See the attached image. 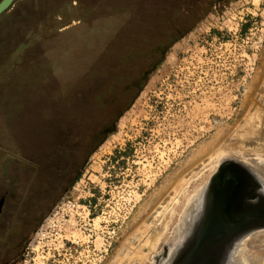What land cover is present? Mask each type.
Wrapping results in <instances>:
<instances>
[{"label":"rangeland","instance_id":"obj_1","mask_svg":"<svg viewBox=\"0 0 264 264\" xmlns=\"http://www.w3.org/2000/svg\"><path fill=\"white\" fill-rule=\"evenodd\" d=\"M78 1L0 14V194L46 209L18 264H167L198 236L221 166L264 172V0H152L119 79L95 81L91 64L128 50L104 56L101 35L76 28ZM164 29L169 46L134 95ZM236 251V264H264V230Z\"/></svg>","mask_w":264,"mask_h":264},{"label":"trees","instance_id":"obj_2","mask_svg":"<svg viewBox=\"0 0 264 264\" xmlns=\"http://www.w3.org/2000/svg\"><path fill=\"white\" fill-rule=\"evenodd\" d=\"M154 6L155 4L152 0H89L86 3L78 1L74 5L76 19L79 21L76 24V28L79 27V30H87L88 34L93 37L101 35L105 41L103 48L104 56L109 54L113 49H115L114 51L118 48L128 50L120 55L113 53V57L107 58L104 63L91 64L86 71L88 80H102L110 73L111 75H115V80L119 79V68L122 67V63L130 62L134 56V48L126 42L128 33H130V30L135 29H150L154 19L152 12ZM97 20L99 23L96 22ZM169 31L171 32L172 30L164 29L160 37L154 41L153 47L160 46L162 47L161 52H164L169 46V42L166 41V35H169ZM81 39L82 37L79 38V40ZM126 44L128 48H126ZM44 73L45 77H47L49 72L45 71ZM146 76L143 77L142 83L145 81ZM137 91L138 88L134 92L136 93Z\"/></svg>","mask_w":264,"mask_h":264},{"label":"flooded vegetation","instance_id":"obj_3","mask_svg":"<svg viewBox=\"0 0 264 264\" xmlns=\"http://www.w3.org/2000/svg\"><path fill=\"white\" fill-rule=\"evenodd\" d=\"M160 61L161 59L154 62L153 66L143 74L142 78L147 75V79L150 71L155 69ZM138 77L140 78V75ZM138 80V78L134 80L135 90L138 88V91L134 92L135 94L141 90L140 84L137 85ZM202 86L204 85L202 84ZM71 168L70 176L76 173L75 164ZM247 173L254 174V176L249 175L250 177L244 178L242 182L240 181L239 193L233 199L236 202V209H234L233 215L235 214L237 217L238 214H245L244 223L248 224V226L254 225L256 226L255 228L259 227L260 229H255V232H260L264 230V172ZM231 195L232 193H230L228 198L232 199L234 195ZM48 196L50 194L47 192L44 199L47 201V207H50L54 199ZM45 210L43 204L39 205L38 208V205L33 203L20 202L16 196L11 198L6 192L0 194V264H18L22 254L21 249L30 241V235L35 232V228L40 218L44 215ZM225 210L224 213H226ZM253 230H250L245 237H251ZM217 248L213 252L214 257L217 256L221 247L218 246ZM244 254L247 256L246 252ZM237 255L238 251L235 250L233 253L234 258ZM233 262L235 263V261Z\"/></svg>","mask_w":264,"mask_h":264},{"label":"water","instance_id":"obj_4","mask_svg":"<svg viewBox=\"0 0 264 264\" xmlns=\"http://www.w3.org/2000/svg\"><path fill=\"white\" fill-rule=\"evenodd\" d=\"M13 1L14 0H0V14L4 10H6ZM161 49H162V47H160V46L153 47V50L155 53L154 60L152 62H149L146 69L137 75H142V73L144 74L147 70H149V68L151 66H153L154 62H157L159 60V54L161 52ZM107 125L108 124L105 123V126H103L102 128L104 129L105 127H107ZM222 171L230 172L237 178L238 183H239V188L237 190L236 195H238L239 190H240V181L242 182V180H244V178L246 179V177L248 178L251 176V174L247 173L248 172L247 169H244V168H242V167H240V166H238L232 162L227 163L224 166H221L218 169V171L215 172L214 176L212 177V179L209 183L208 190H206V192L204 193L205 194L204 197H202L203 198L202 199V201H203L202 202L203 203L202 211H204V213H205V210L207 207L206 203H207V200L209 199V195H210V191H211V186H212V182H213L212 180H214V178L219 173H222ZM200 207H201V205H200ZM234 209H236V202L234 200H231L228 208L226 209V214L229 216V221H233L236 218L235 214L233 215ZM239 215L240 214H238V216ZM255 227L256 226H254V225L248 226V224H245L244 220H243L242 223H238V224L236 223V225H233V226L226 228L223 232L218 231V235L205 234V236L201 237L202 241L200 242L198 248L195 250V252H192V254H190L191 251H189V253H188V250L189 249L191 250L198 240L197 235H196L195 241L193 240L194 236H195L194 235V236H192V239H191V237L189 238L186 249L182 248L183 250H181L182 251L181 256L178 257L177 260L172 261V262H171V260H167V264H180L186 258H188L186 264H236L233 262L234 261L233 253L238 248V243H240L242 237L247 235L250 230L256 229ZM218 246L221 248L218 250L217 256L214 257L213 252L216 249H218L217 248ZM187 253H188V256L186 257Z\"/></svg>","mask_w":264,"mask_h":264},{"label":"bare ground","instance_id":"obj_5","mask_svg":"<svg viewBox=\"0 0 264 264\" xmlns=\"http://www.w3.org/2000/svg\"><path fill=\"white\" fill-rule=\"evenodd\" d=\"M236 179L232 174L219 173L214 178V180H212L213 181L211 186L212 197L208 209L206 207L207 210H205V212L207 211V213H205L206 216L203 219L204 222H201V225L199 227V231H198L199 234L197 236L198 243L202 241L201 237L205 236V234L216 235L218 234V231L222 232L228 227L229 224H227L225 221L227 216L225 213L223 214V211L227 209L229 202L232 200L230 197L228 198V196L230 195V193H233L235 191ZM205 214H203V216ZM151 242L149 243L153 244L154 241L152 240Z\"/></svg>","mask_w":264,"mask_h":264}]
</instances>
